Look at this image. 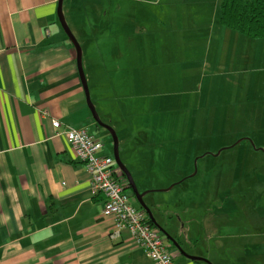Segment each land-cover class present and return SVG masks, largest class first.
I'll return each mask as SVG.
<instances>
[{
    "label": "crops",
    "instance_id": "obj_1",
    "mask_svg": "<svg viewBox=\"0 0 264 264\" xmlns=\"http://www.w3.org/2000/svg\"><path fill=\"white\" fill-rule=\"evenodd\" d=\"M221 1L108 0L107 12L100 5L96 13L108 18V30L105 33L99 29L95 43L77 40L91 101L102 121L118 136L121 129L124 143L149 140L147 125L144 126L147 116L143 124L138 120L146 111L135 113L136 122L132 123V115L124 109L118 113L114 108L122 105L119 99L149 92L146 83L153 82L158 51L164 47L160 36L164 32L159 31H199L192 17L197 16L194 11H201L208 18L203 28L217 27L222 46L234 50L229 51L232 59L225 67H235L239 53L247 54L248 62H264V39L249 38L220 23ZM58 3L59 0H0V264H154L128 230L118 229L113 217L103 216L105 197L94 192L85 164L75 158L67 138L56 135L61 130L52 125L57 120L63 126L99 132L87 103L77 51L57 25ZM170 12L173 16L169 19ZM208 45L215 49L216 43ZM92 53L100 59L90 58ZM258 67L257 71L263 73L264 65ZM219 69L224 71L223 67ZM118 80L131 83L128 96L116 94L113 84ZM124 113L128 123L123 119L122 125H117L116 117L122 118ZM151 113L157 117L161 112L153 106ZM91 135L98 139L95 132ZM191 139L179 136L177 141L194 152L195 140ZM103 144L99 156L113 158ZM120 147L119 140V152ZM124 149L121 160L139 191H155L145 200L154 203L152 212L157 223L186 254L162 234L173 253V264H227L214 259L229 253L228 245L223 243L230 239L227 223L221 226L224 234H214L207 217H186L176 206L173 190L167 189L177 177L167 186L160 175L145 167L140 155L138 162H131L128 144ZM187 153L188 150L180 152L176 158ZM189 159L185 158L186 168L178 177H187L193 171ZM126 181L124 178V184ZM127 192L131 205L142 210L132 192ZM255 241L246 244L245 249L254 250ZM245 249L242 254L246 257Z\"/></svg>",
    "mask_w": 264,
    "mask_h": 264
},
{
    "label": "rangeland",
    "instance_id": "obj_2",
    "mask_svg": "<svg viewBox=\"0 0 264 264\" xmlns=\"http://www.w3.org/2000/svg\"><path fill=\"white\" fill-rule=\"evenodd\" d=\"M101 4L107 12L108 0L102 3L97 0L64 1V15L76 39L95 43L99 29L106 33L109 20L96 13ZM194 12L197 16L192 20L198 24L199 31L178 34L170 27L172 24L169 26L172 30L159 31L164 32L160 34L164 47L158 51L159 61L153 82L146 83L149 92L119 99L122 105L113 107L118 113L124 109L125 113L132 115V123L136 122L137 112L146 111L138 119L140 124L147 116L144 126L147 125L146 136L150 142L142 138L139 142L132 139L124 143L119 128L120 154L123 157L125 144H128L131 162H138L140 155L145 167L160 175L167 186L176 176L178 180L167 189L173 187L171 193L178 201L176 206L186 213V217H207L214 234H224L221 226L227 223L226 234L230 239L223 243L228 245L229 253L217 255L214 259L227 264H237L236 259H240L239 264H264V72L257 71L264 62L261 59L256 63L248 62L247 54L239 53L235 67L232 64L225 67L224 64L231 63L229 51L234 50L222 46L217 27L203 28V23L208 20L204 12ZM172 16L173 12L167 15L169 19ZM57 25L62 28L60 22ZM89 28L97 30L89 31ZM178 41L182 44L178 45ZM209 42L216 43L217 50L213 45L210 47ZM85 56L88 59L87 52ZM91 57L100 59L93 53ZM121 63L125 64L123 58ZM221 67L224 71H218ZM149 69H152L151 65ZM113 85L121 98L130 94L131 83L118 80ZM153 106L160 109L157 117L151 113ZM125 113L122 118L116 117L117 125H122L120 120L125 119ZM97 128L100 133L91 131L89 134L95 132L113 155L111 134ZM179 136L195 140L194 152L185 143L177 141ZM152 137L154 141H151ZM185 150H188L187 154L176 158ZM188 157L194 169L187 177H178L186 168L185 158ZM116 167L121 173L117 164ZM155 198L158 201L159 198ZM253 235L258 237L245 238ZM254 241V250L245 249L246 244ZM244 249L246 257L242 254Z\"/></svg>",
    "mask_w": 264,
    "mask_h": 264
},
{
    "label": "built area",
    "instance_id": "obj_3",
    "mask_svg": "<svg viewBox=\"0 0 264 264\" xmlns=\"http://www.w3.org/2000/svg\"><path fill=\"white\" fill-rule=\"evenodd\" d=\"M52 125L54 129L61 130L56 135L67 138L75 158L85 164L94 192L105 197L103 216L113 217L118 229L128 230L134 243L154 264H173V253L161 231L148 223L143 210L131 205L128 183L124 184V177L122 172H118L114 158L99 156L103 143L85 129L63 126L57 120Z\"/></svg>",
    "mask_w": 264,
    "mask_h": 264
},
{
    "label": "water",
    "instance_id": "obj_4",
    "mask_svg": "<svg viewBox=\"0 0 264 264\" xmlns=\"http://www.w3.org/2000/svg\"><path fill=\"white\" fill-rule=\"evenodd\" d=\"M63 4H64V0H59L58 3V18L60 21V24L63 28V30L65 31V33L67 34L68 38L70 39L71 43L73 44L74 48L77 51V62H78V67H79V71H80V77L83 83V87L86 93V97H87V103L89 106V109L92 112L93 118L96 121V123L99 125L98 127L105 129L106 131H108L112 138H113V143H114V160L118 166V168L120 169V171L122 172L123 177L127 180L128 186H127V190H130L132 192V195L136 198V200L138 201L140 207L142 210H144L145 213H147L150 221L153 223V226L158 228L162 234L170 241L172 242L176 248H178L183 254L184 251L183 249L180 247V245L177 244V242L169 235V233L163 229V227L160 226V224L157 223L153 212H152V207L154 206V203L150 204L145 200L146 195L155 192V191H146L141 193L138 189L137 184L135 183L130 171L128 170V168L124 165V163L121 160L120 157V152H119V139L117 136V133L115 132V130L110 126L105 124L100 116L98 115L95 106L93 105L91 98H90V91L88 88V84H87V80L84 74V70H83V65H82V48L80 46V44L78 43V40L76 39V37L74 36V34L72 33L67 21H66V17L64 15V11H63ZM173 188V187H172ZM171 188V189H172ZM186 255V254H185ZM192 258V257H189ZM195 259V258H192Z\"/></svg>",
    "mask_w": 264,
    "mask_h": 264
},
{
    "label": "trees",
    "instance_id": "obj_5",
    "mask_svg": "<svg viewBox=\"0 0 264 264\" xmlns=\"http://www.w3.org/2000/svg\"><path fill=\"white\" fill-rule=\"evenodd\" d=\"M221 24L252 39H264V0H222ZM148 223H153L148 218Z\"/></svg>",
    "mask_w": 264,
    "mask_h": 264
}]
</instances>
